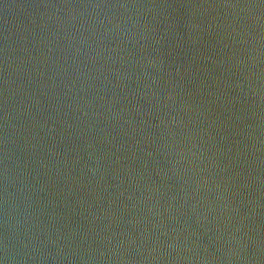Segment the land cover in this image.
Segmentation results:
<instances>
[{"label":"water","instance_id":"obj_1","mask_svg":"<svg viewBox=\"0 0 264 264\" xmlns=\"http://www.w3.org/2000/svg\"><path fill=\"white\" fill-rule=\"evenodd\" d=\"M0 264H264V0H0Z\"/></svg>","mask_w":264,"mask_h":264}]
</instances>
